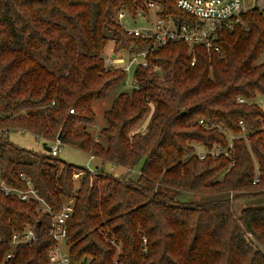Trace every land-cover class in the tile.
Masks as SVG:
<instances>
[{
	"label": "trees",
	"instance_id": "16d2710c",
	"mask_svg": "<svg viewBox=\"0 0 264 264\" xmlns=\"http://www.w3.org/2000/svg\"><path fill=\"white\" fill-rule=\"evenodd\" d=\"M147 2L177 22H199L176 0H0V172L14 190L0 189V264H49L56 243L49 228L64 203L73 207L64 238L71 264H264V205L233 210L237 197L264 196V109L252 102L264 98V9H247L242 23L218 31L219 51L184 41L154 50L149 66L134 68L132 88L104 111L97 137L77 128L93 124L92 105L125 82L122 67L105 65L108 44L114 53L146 45L124 20L147 12ZM121 11L127 16L120 22ZM239 120L247 141L232 140V166L223 154L199 158L198 147L226 149L222 128L235 135ZM18 130L46 145L60 133V144L100 165L14 146L7 134ZM21 174L38 199L19 197L29 187ZM179 191L207 199L179 202ZM28 227L36 239L6 258L13 234Z\"/></svg>",
	"mask_w": 264,
	"mask_h": 264
},
{
	"label": "built area",
	"instance_id": "2783aa9c",
	"mask_svg": "<svg viewBox=\"0 0 264 264\" xmlns=\"http://www.w3.org/2000/svg\"><path fill=\"white\" fill-rule=\"evenodd\" d=\"M176 5L187 14L195 17L199 22L192 24L189 22H177L172 15H161V6L154 2H147V12L140 11L137 18L142 17L146 22L143 25H136L133 27L125 26L128 34L141 38L146 41V45L139 49H132L131 51H120L122 54L111 52L112 54L104 57L105 65L108 67L120 66L127 73L132 74L135 67H147L149 66L148 55L161 46L166 45L172 41H184L189 46L193 44H204L207 49H213L219 51L218 46L214 43V38L218 31L223 29H230L234 25L242 23L241 15L245 11L243 8L242 0H176ZM150 13L153 14V19L150 18ZM127 14L121 11L118 13L117 19L121 22L126 18ZM137 18L133 20L137 24ZM126 56V57H125ZM195 61V57H192L191 64ZM135 79L132 77V83L135 84ZM240 103L247 102L244 98L238 97ZM261 108L264 109V98L260 97L252 101ZM72 113L73 109H69ZM200 124L208 125L203 119H199ZM240 131L230 136L228 147L223 149L219 143H215L209 150L201 149L199 158H203L206 154L217 156L223 154L230 158L227 169L234 164V158L232 156V140L236 138H243L247 141L248 129L243 120H239ZM50 146V150L47 151L52 156H57L60 142L56 139ZM259 171L256 170V175L253 179V183L258 181ZM25 179L28 184V189L19 192V197L23 200L38 199L36 191L30 185V180ZM0 189L4 194H12L13 188H11L4 179L1 177L0 172ZM73 207L71 203H64L61 210L54 215L53 221L49 228V234L55 240V244L52 247L49 254V264H71L70 258L66 251L62 250L60 242L64 241L66 235V220L70 217ZM36 239L34 230L30 227L26 228L22 233H14L11 238V249L6 253V258H11L13 255V249L16 245L30 242ZM143 243L146 242V238H142ZM67 250V249H66ZM78 264H91V259L87 258ZM115 264H118L115 261Z\"/></svg>",
	"mask_w": 264,
	"mask_h": 264
},
{
	"label": "rangeland",
	"instance_id": "374dc122",
	"mask_svg": "<svg viewBox=\"0 0 264 264\" xmlns=\"http://www.w3.org/2000/svg\"><path fill=\"white\" fill-rule=\"evenodd\" d=\"M242 2H243V8L244 9H250V8H246L247 5H246V2H244V0H242ZM261 9H264V8H261ZM149 19H151V20L153 19L152 13H150ZM145 22L146 21L142 17L137 18V24H135L133 21L129 20L128 18H126V20H124V23L130 27H133L136 25H138V26L143 25ZM112 46H113V43L110 42L107 46L106 53L104 54L105 58L112 54L111 53L112 52ZM121 54L122 53L120 52L118 55H121ZM263 58H264V53L260 56L258 61L263 60ZM110 66H113V65H110ZM133 85L134 84L132 83V74L130 72H128L124 84L119 86V88L116 91H114L109 98L97 101L92 105V109L95 113L94 123L90 124V125H86V126L79 125L77 128L80 130L85 129L88 132H90L94 137H97L100 128H102L106 125V121H105L104 116H103L104 111L110 107L113 98L117 95V93L119 91L130 90ZM152 108H151L150 112L148 113V115H146L145 119L143 120V123L141 124V127L139 128L140 130H143L146 127V125L148 124L149 119L151 117ZM222 131L227 136H230V133L226 129L222 128ZM8 133H9V134H7L8 139L10 140V142L13 143L14 146L30 149V150H33L36 152L44 150L43 143L45 141L40 136H36V135H33L29 132H25L22 130L11 131ZM52 144H53L52 142L48 143L49 146H51ZM199 150H201V149L198 147V151ZM57 157L68 162V163H72V164H75L78 166H86L89 169H94L97 165H100V161L97 158L91 157L87 152L79 150V149L74 148V147H71L69 145H64V144L59 145ZM141 164L142 163L140 162L137 165V167L132 170L131 176L135 177L138 174ZM104 168L106 170L114 173V174H120L119 172H123V171L125 172L124 168L119 167V166L118 167L113 166L109 163H105ZM77 176H78V174L74 176L76 185L78 184L79 179H80ZM221 176H222V173H220L218 175V177H221ZM174 198H175V200H177L179 202H203L207 199L206 196H204V195H199V194H196L193 192H186V191L177 192L174 195ZM249 205H264V196H260V197H237L233 203V210L236 214H239L242 208H244L245 206H249ZM60 246L62 247L63 251H66L67 246L65 245L64 241L60 242Z\"/></svg>",
	"mask_w": 264,
	"mask_h": 264
},
{
	"label": "crops",
	"instance_id": "0c3cea01",
	"mask_svg": "<svg viewBox=\"0 0 264 264\" xmlns=\"http://www.w3.org/2000/svg\"><path fill=\"white\" fill-rule=\"evenodd\" d=\"M244 2H246V5H247L246 8H253V7L264 8V0H244ZM245 10H247V9H245ZM119 173L123 174L124 171L119 172Z\"/></svg>",
	"mask_w": 264,
	"mask_h": 264
},
{
	"label": "water",
	"instance_id": "95a60500",
	"mask_svg": "<svg viewBox=\"0 0 264 264\" xmlns=\"http://www.w3.org/2000/svg\"><path fill=\"white\" fill-rule=\"evenodd\" d=\"M59 138H60V133H59L58 136H57V139H59ZM43 145H44V149H45L46 151H49V150H50V146L46 145L45 142L43 143Z\"/></svg>",
	"mask_w": 264,
	"mask_h": 264
}]
</instances>
